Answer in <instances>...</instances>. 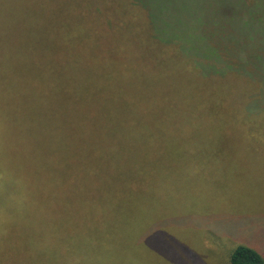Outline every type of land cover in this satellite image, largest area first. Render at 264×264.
<instances>
[{
	"label": "rangeland",
	"instance_id": "1",
	"mask_svg": "<svg viewBox=\"0 0 264 264\" xmlns=\"http://www.w3.org/2000/svg\"><path fill=\"white\" fill-rule=\"evenodd\" d=\"M127 1L135 4L128 7L126 1L121 2L127 3L125 10L116 4L103 5L101 0H0V264H49L50 259L44 256L50 253L44 252L43 244L52 253L53 238H59L58 246L66 245L63 249L73 248L71 253L78 248L89 252L90 224L102 222L96 221L99 216L92 213L91 209L97 207L114 209V217L107 219L113 224L130 222L135 228L146 227L136 243L133 236L102 237L106 245L96 252L104 257L128 241L127 264H230L233 251L240 245L255 248L264 256V188H251L250 155L255 148L246 147V135L239 136L241 129L245 133L249 129V122L242 115L249 106L248 99L244 97L239 106L234 105L238 95H245L247 89L236 72L242 70L238 73L252 81L260 76L252 75L254 69L246 63L251 48L246 47L243 57L240 41H231V36L237 35L248 41L251 26L262 30L247 16L250 4L264 15V0ZM98 3L101 10L95 8ZM174 12L184 14L182 26H196L191 32L195 37L191 36L197 41L205 38L222 44L224 36L229 37V59L237 61L229 70L231 147H222L223 142L217 141L194 144L195 150L190 151L194 156L180 161L175 175L169 174L175 178L174 187L167 188L170 179L163 175L149 181L150 188H43L40 94L26 89L25 75L10 74L14 51L22 59L35 56L31 47H26L28 53L18 46L28 45L24 42L27 31L13 34L11 26H54L46 27L50 32L69 28L75 31L74 26H170L166 13ZM142 13L150 15L151 25L144 21ZM39 29H31L29 35L43 34ZM183 34L187 36L184 30ZM87 35L90 40L89 32ZM55 45L52 39L39 42L42 47L37 52L41 56L54 54ZM254 46H262L260 39ZM112 52L111 48L109 54ZM221 58L212 52L200 61L215 65L224 59ZM256 84L260 85L257 97L254 96V103L258 104L264 92V78H258ZM260 109L264 110V103L255 106L253 112ZM263 117L264 113L260 118ZM228 156L231 165H224L221 173L219 157ZM70 169L67 166L66 172ZM65 182L71 183V176ZM105 196L110 200L104 202ZM76 223L83 226L78 230L81 241L76 236ZM71 228L75 231L74 241ZM113 255L118 256V251Z\"/></svg>",
	"mask_w": 264,
	"mask_h": 264
},
{
	"label": "trees",
	"instance_id": "2",
	"mask_svg": "<svg viewBox=\"0 0 264 264\" xmlns=\"http://www.w3.org/2000/svg\"><path fill=\"white\" fill-rule=\"evenodd\" d=\"M101 1L125 10L127 3L128 7L135 4L127 0ZM123 1L127 3L121 4ZM250 7L247 17L262 30L251 26L248 41L238 35L231 36V41H240L243 57L246 47L251 48L246 63L255 70L252 75L258 73L264 78V15L254 4ZM95 8L103 7L98 3ZM166 14L172 26H74L75 31L69 28L56 32L46 28L54 26H11L13 34L27 31L24 42L28 45L18 46L28 53L26 47H31L35 56L22 59L14 51L19 55L13 52L11 56L10 74L25 75L26 89L40 94L43 188H150L152 179L175 175L177 164L194 156L190 151L199 141L223 142L220 146L231 147L229 70L237 61L229 59V37L224 36L222 44L205 38L197 41L191 36L195 37L191 32L196 26H182V12ZM142 18L151 22L148 13H142ZM35 28L43 34L29 35ZM48 39L56 43L55 53L41 56L37 52L42 47L39 42ZM258 39L262 44L259 48L254 46ZM111 48L113 54H109ZM212 52L224 59L215 65L200 61ZM240 71L236 74L246 82L247 89L245 95H238L234 105L239 106L244 97L248 99L249 106L242 115L249 129L247 133L241 129L239 136L246 135V147L255 148L250 155L251 188H264V117L260 118L264 110L253 112L255 106L264 103V92L261 101L254 103L260 77L252 81ZM251 103L255 106L251 107ZM219 158L222 173L224 165H231V156ZM67 166L70 172H66ZM67 176H71L69 184L65 182ZM169 179L167 188L174 187L175 178ZM105 200L110 197L105 196ZM103 209H91L99 216L96 221L102 222L90 224L89 252L78 248L71 253L73 248L63 249L66 245L58 246L59 238H53L52 253L43 244L44 252L50 253L44 256L50 259L49 264H127L128 241L125 249L122 246L114 250L118 256L112 251L104 257L96 252L106 245L102 237L133 236L136 243L146 227L135 228L130 222L113 224L107 219L114 217V209ZM81 225L76 223L79 240ZM74 232L72 229L73 241ZM230 264H264V256L255 248L240 245L233 251Z\"/></svg>",
	"mask_w": 264,
	"mask_h": 264
}]
</instances>
